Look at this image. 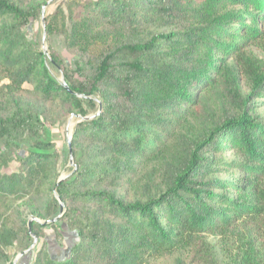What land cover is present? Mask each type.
<instances>
[{
    "label": "trees",
    "instance_id": "obj_1",
    "mask_svg": "<svg viewBox=\"0 0 264 264\" xmlns=\"http://www.w3.org/2000/svg\"><path fill=\"white\" fill-rule=\"evenodd\" d=\"M45 3L0 0V78L7 95L29 86L81 117L71 138L76 169L57 182L56 155L36 140L35 112L0 109V145L29 138L14 156L0 151V195L30 200L56 187L60 219L79 241L65 262L40 249L32 264H184L180 256L187 264H264V118L249 105L264 99V65L250 51L264 45V0H63L44 18L49 56L26 37ZM57 33L71 67L53 50ZM96 97L101 109L86 118ZM189 117L194 138L180 132ZM80 144L95 148L98 161ZM149 161L159 162L158 184L134 180V163ZM11 162L16 171L3 173ZM226 170L243 176L208 178ZM57 211L51 198L32 214L50 220ZM15 237L0 226V263Z\"/></svg>",
    "mask_w": 264,
    "mask_h": 264
},
{
    "label": "rangeland",
    "instance_id": "obj_2",
    "mask_svg": "<svg viewBox=\"0 0 264 264\" xmlns=\"http://www.w3.org/2000/svg\"><path fill=\"white\" fill-rule=\"evenodd\" d=\"M36 1H45V5L42 7L44 11L43 21L42 14L39 20H33L31 25L27 28L26 37L29 42L34 45L40 46L41 50L46 52V55L49 56L48 46L45 37V15L55 11L58 7L62 5L63 0H36ZM95 1V0H92ZM61 34L57 35L52 40V46L54 52L60 56L61 60L65 65L71 67L74 62V56L69 52L65 45L63 39L60 37ZM253 54V58L259 61L262 66L264 65V45L261 44L258 47L252 48L250 50ZM226 64L229 68H232V77L237 78L236 68L234 67L233 59L229 58L226 61ZM53 77L60 83L64 82V78L61 74L57 73L56 70H53L52 67L49 68ZM239 85L243 95L246 96L248 93L244 88V83L240 80ZM8 84L7 81L0 78V109L2 112L13 111L17 105L23 110H32L37 116V126H39L38 135L36 140L42 141L43 143L49 145L47 150H50L53 154L56 155V170L58 174L57 182L67 178L71 173L76 169V165L73 160V153L71 150V138L75 127L80 123L81 117L78 114L72 113L64 107L57 106L55 104H50L41 101L31 92V87L25 86V91L18 95H7L4 86ZM97 107L90 111V115L86 118H90L96 115L100 109L101 105L99 99L96 97ZM249 105L251 106V113H254L258 118H264V99L254 98L250 99ZM197 125L192 118H187L184 123H182V128L180 130L181 134H185L189 138H194L197 135ZM28 136L16 138L10 140L9 146L4 143L0 145V151L3 154L14 156V154L25 151L29 147ZM68 142L70 147L68 148ZM169 143V142H168ZM168 152L166 156L173 154L174 144L169 143ZM80 150H88L89 156L95 158V148H91L88 145L80 144L78 146ZM71 153V161H70ZM204 156H208V153ZM212 156L215 158H229L232 156L230 153H213ZM103 158V156H102ZM98 161V158H97ZM135 165V179L142 180L143 182L157 183L159 182V176L161 173V168L159 162H147L141 163L136 162ZM17 164L11 162L6 169L3 170V173L9 174L16 171ZM242 173L234 170L217 172L210 174L208 178H233L239 180L242 178ZM51 198H55L60 205L63 206L59 200L58 194L56 192V187L50 192L48 188H43L30 200L27 198L19 200H10L3 195H0V226L10 227L16 232V237L13 240V245L8 252L7 262L0 264H32L33 260L40 249H44L49 258L54 262H65L69 258L70 249L77 244L79 241V236L76 230L70 229L67 224L62 221L59 217V211L54 218L59 219L53 223H46L50 220H42L35 215L33 211L43 210L50 204ZM24 223L27 229H29V239L31 242L25 238L24 235ZM35 223V225H32ZM211 243L219 251V239L210 238ZM27 247L25 248V246ZM24 247V248H23ZM219 253V252H218ZM221 253H219L220 255ZM180 260L187 264V257L180 256ZM144 264H175L174 260L169 258L159 257L147 259Z\"/></svg>",
    "mask_w": 264,
    "mask_h": 264
},
{
    "label": "water",
    "instance_id": "obj_3",
    "mask_svg": "<svg viewBox=\"0 0 264 264\" xmlns=\"http://www.w3.org/2000/svg\"><path fill=\"white\" fill-rule=\"evenodd\" d=\"M43 16H44V11H43V9H42V21H43ZM43 52L46 54V52L43 50ZM62 85L67 89V87L65 86V84L64 83H62ZM70 147V143L68 142V148ZM70 161H71V153H70ZM62 212H63V206L62 205H60V207H59V217L61 216V214H62ZM59 217H57L56 219H54V220H50V221H48V222H46V223H53V222H55V221H57L58 219H59Z\"/></svg>",
    "mask_w": 264,
    "mask_h": 264
}]
</instances>
